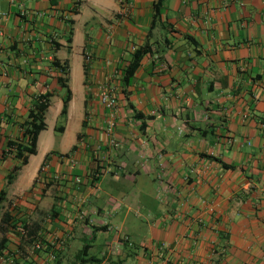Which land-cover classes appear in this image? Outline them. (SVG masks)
<instances>
[{
	"label": "crops",
	"instance_id": "1",
	"mask_svg": "<svg viewBox=\"0 0 264 264\" xmlns=\"http://www.w3.org/2000/svg\"><path fill=\"white\" fill-rule=\"evenodd\" d=\"M155 2L0 0V264H81L87 245L84 264H264V0H167L149 37ZM84 13L96 31L77 52ZM147 41L126 97L122 70ZM67 60L70 88L83 69L76 141L42 150L46 127L8 183L21 166L8 143L42 95L64 104ZM104 88L119 99L115 147Z\"/></svg>",
	"mask_w": 264,
	"mask_h": 264
},
{
	"label": "trees",
	"instance_id": "2",
	"mask_svg": "<svg viewBox=\"0 0 264 264\" xmlns=\"http://www.w3.org/2000/svg\"><path fill=\"white\" fill-rule=\"evenodd\" d=\"M167 0H157L154 4V21L152 30L149 32V37L152 36L153 29L156 26V21L158 17H160L163 13V8ZM73 32H71V36ZM69 43H72V39H69ZM153 53V44L150 41H147L142 47L136 49L131 54V60L129 63L124 67L122 70V82L124 84V93L126 97H128L129 93L127 89L131 86V83L136 75L137 70L141 66L142 61L144 58ZM60 65V64H59ZM62 72L67 78H60V83L62 87L66 90V97L64 98L63 109L60 115V118L63 122L67 121L70 102L72 100V90L68 85V77L70 74V61L67 60L65 64L61 65ZM85 76L88 77V68L85 66ZM49 95H42L35 107L30 111L28 120L22 125V136L14 141L8 143V149L13 148L14 150L8 152V149L4 152V156L9 155L12 153L19 161H21V166L15 167L11 170V173L8 175V183H11L16 175V173L22 168V166L27 165L29 162V158L31 155H36L38 152V141L40 134L46 130V112L49 108ZM136 116H141L140 113H137ZM57 130L61 131L64 130V126L57 127ZM81 138V135L78 136ZM76 148H73L75 150ZM72 150V151H73ZM50 156H47L46 160L48 161ZM225 167H229L224 165ZM6 200V191L3 190L0 193V212L3 209V204ZM7 219L9 221L11 218L6 214L3 216V220ZM89 246H85L80 253V260L81 264L84 262H90L92 259L85 260V256H87V251Z\"/></svg>",
	"mask_w": 264,
	"mask_h": 264
},
{
	"label": "rangeland",
	"instance_id": "3",
	"mask_svg": "<svg viewBox=\"0 0 264 264\" xmlns=\"http://www.w3.org/2000/svg\"><path fill=\"white\" fill-rule=\"evenodd\" d=\"M87 19V14L84 13L83 17L80 19L77 25V52L80 51V47L84 42L86 32H91L94 35L93 30L96 29L95 26L93 27V25H91L89 26L90 30H87L84 24ZM71 78V88L73 90L75 99L72 105V117L69 130L66 134H62L59 130L55 131V127L59 128L65 126V122L59 119L60 113L63 108V100L59 96L54 97L51 101V107L46 112L47 130L42 136V150L46 147L47 143H49L47 145L55 146L57 149L64 150L67 145L76 141L77 131L81 130L80 122L78 120L80 116H84L85 88L82 84L83 69L80 64L74 65ZM40 157L41 153L40 155L32 158L29 167L25 169L26 174H32V172H35L36 168L40 164Z\"/></svg>",
	"mask_w": 264,
	"mask_h": 264
},
{
	"label": "built area",
	"instance_id": "4",
	"mask_svg": "<svg viewBox=\"0 0 264 264\" xmlns=\"http://www.w3.org/2000/svg\"><path fill=\"white\" fill-rule=\"evenodd\" d=\"M22 14L26 15L27 10L25 8H21ZM0 15H3L2 9L0 7ZM100 102L106 110V122H105V134L107 139L109 140V144L113 147L117 146V139H116V130H117V123H118V109H119V99L117 94L114 90L110 88H104L100 94ZM2 121L0 117V122ZM13 148H9L8 152L13 151ZM101 151V147L97 148V154ZM12 155V153L10 154ZM63 159L70 160L72 164L75 162L74 156L72 154L64 155ZM74 165V164H73ZM46 168L43 171L46 172ZM77 182H80V178H76ZM37 248H41V244H37Z\"/></svg>",
	"mask_w": 264,
	"mask_h": 264
}]
</instances>
